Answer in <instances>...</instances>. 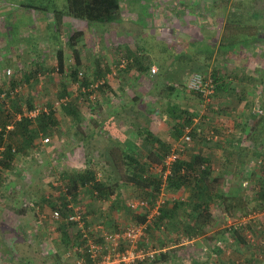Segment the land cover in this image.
I'll list each match as a JSON object with an SVG mask.
<instances>
[{
	"label": "rangeland",
	"instance_id": "obj_1",
	"mask_svg": "<svg viewBox=\"0 0 264 264\" xmlns=\"http://www.w3.org/2000/svg\"><path fill=\"white\" fill-rule=\"evenodd\" d=\"M20 1L22 0H15V5ZM28 1L34 2L36 5L41 3V0ZM57 1H59V4L66 2V0ZM256 1L236 0L235 3H231V0H123L124 22L122 24L114 23L106 26V28L95 25L91 28L87 23L81 25L80 20L72 19V27L74 29L80 28L85 33L84 41L77 44V49L83 57L78 70L84 71V74L93 83L104 80L107 86H105V90L102 88L95 89L90 98L88 96L83 97L80 84L71 79L70 73L63 75L57 72L58 62L52 52L50 55L48 54V57L41 58L42 66L39 67L43 74L40 77L41 88L33 90L34 97L32 99L26 98L24 100L25 104H22L23 106L19 102L22 108L20 109L27 115L31 110V105L29 106L28 103L32 102L33 109L36 107L40 111L53 110L58 124L50 127L48 133H41L34 141L36 145L33 149L26 155H18L13 168L3 169L0 175V237L7 244L6 257L4 258L6 261L3 260L2 263L19 264L23 260V255L26 254L40 259L39 255L44 250L50 249L48 248L49 238L53 237L51 233L54 227L53 223H55L51 219L52 211L50 207L46 206L47 209L44 210L43 216L40 218L35 208L23 206L26 199H33L32 195L37 196L40 194L39 190H47L49 183H54V181L62 178L61 176H64V170L83 169L90 159L92 163L97 165V169L102 172L101 178L105 180V174L108 173L109 169L105 160L100 158V154L105 150L104 147L111 136L107 126L111 127L116 135L126 136V132L131 133L133 130L138 129L139 125L145 126L152 121L154 128L162 136L167 134L168 118L164 111L166 102L164 99H158L169 83L175 87L172 100L196 113L194 121L203 133L217 130L223 125L227 128L231 127L229 124L233 123V117L230 116V119H227L228 115L226 113L238 115L242 103L238 102L237 98L233 96L234 93L228 90L219 93L216 99L217 95L215 93L207 102L202 97L200 99L196 93L188 88L189 79L196 70H201L204 74L212 76L214 68L204 67L202 65L204 64L202 62L204 57L198 53L188 57L182 56L181 52L183 53V50L190 48L191 43L198 42V39L203 38L214 29V27L209 26L215 18V16H212V21L208 19V14L211 11L207 9L209 5L212 7V5H238L240 3L242 10L239 13L240 16H244L248 9L251 13V5H255L254 3L264 5V0ZM186 5H197L201 9V16H204L203 20H206L205 26L199 28L198 25L194 24V21L198 20L197 10L196 8H189L186 11ZM174 54H178L175 57H181L171 59ZM135 56L140 61L150 65V73L149 71L140 72L138 70V65L135 64ZM122 58L128 60L125 68L119 67ZM98 63L106 73L96 79L95 69ZM164 63H167V66L162 70L160 64ZM69 64L75 65L72 58ZM223 64H225L224 60L219 63V66ZM8 65L10 66L9 63ZM6 66L4 62H0L2 71L5 70ZM200 66L203 68H200ZM152 67L157 68V73L151 74ZM244 74V77L241 75V80L248 81V77L251 76L247 73ZM66 82H72L71 85L74 86L70 91L72 93L71 102L78 108L83 119L81 131L83 133L89 131L99 132L93 140L84 145V148H78L80 144L78 136L74 132L73 117L67 115L63 105L59 104ZM184 86L186 90L183 91ZM19 91V99L21 97L23 99L25 90L22 91L21 89ZM246 93L247 99L253 101L254 104L249 103V107L253 108L255 106L253 113L257 115V110L264 111V103H262V98H259L264 97V88L261 86L257 89L248 90ZM137 96L140 97L139 100H135ZM91 106H94L93 110ZM17 107H11L10 113H16ZM237 129H240L238 132H245L243 131L244 125L241 122H237ZM46 136L50 137L48 143L51 144L43 145L41 140ZM52 142L54 145H52ZM208 143L207 147L214 150L211 152L214 154V158L221 162L224 154L221 151V145L217 142H210L208 146ZM70 145L75 147L71 151V148H67ZM187 150L184 157L190 158L193 153L192 145ZM13 181L17 183L16 187L10 186ZM122 191L127 199L136 197V193L131 187H124ZM168 195L173 196L172 193ZM177 195L179 196V194ZM129 216H131L130 211ZM132 216L133 218L129 223L135 222L133 213ZM216 216L218 218V232L223 231L222 235L226 232L224 226L227 227V225L240 220V217L225 219L223 213L219 210L216 211ZM120 224V227L124 226V224ZM104 229L115 230V227L111 224L109 228ZM262 233L263 235H261L264 237V231ZM151 234L147 233L146 235L149 237L147 243L152 247L160 248L163 244L161 237H159V234H155L156 237L153 238ZM214 236L210 234L207 237L214 238ZM234 243L233 245H235ZM178 247L180 250L170 259L174 264H185V261L190 263L193 259L201 258V253L197 247L193 249H191V245ZM4 250H1L0 254ZM235 251L236 247L233 248L232 253H235Z\"/></svg>",
	"mask_w": 264,
	"mask_h": 264
},
{
	"label": "trees",
	"instance_id": "obj_2",
	"mask_svg": "<svg viewBox=\"0 0 264 264\" xmlns=\"http://www.w3.org/2000/svg\"><path fill=\"white\" fill-rule=\"evenodd\" d=\"M58 2L57 0H41V3L36 5V3L26 0L24 6L43 14H52L58 31L63 28L65 19L69 17L85 20L91 28L95 25L106 28L110 24L124 22L123 0H66V2H62L63 4ZM84 36V31L78 29L68 39L72 60L75 63L70 71V77L74 82L79 83L81 88H87L93 83L85 74L83 77L79 76L81 69L78 70V67L81 64V54L76 46L84 41ZM210 44L208 40L191 43L190 48L183 50L181 55L190 57L198 53L204 57L202 65L209 67L214 56ZM244 44L227 43L223 40L218 53H231L235 45L244 46ZM248 44L246 43V45ZM226 45L227 48H225ZM64 52V49L57 52L58 72H63L65 69ZM177 55H172L171 59ZM135 58V64L138 65L140 72L149 71V64L140 61L136 56ZM166 64H160V69L163 70L167 66ZM200 68L203 67L200 66ZM196 72H201V70L194 71V73ZM105 73L106 71L98 63L95 69V78L99 79ZM213 78L216 83L219 81L216 76ZM105 83L99 88L105 90L104 88L107 86ZM220 87L221 85L218 83L216 92ZM182 90H186V87L184 86ZM174 91V85L169 83L158 99H164L166 102L164 110L168 118L166 135L162 136L150 121L145 126L139 125L138 129L131 133L126 132L125 139L116 141L111 137L105 150L100 154V158L105 160L109 169L105 174V180L98 179L97 165L92 163L91 159L83 170L64 173V179L69 182L68 192L75 200L79 198L80 191L91 195L95 193L96 199L101 200H110L113 195H116L118 205L124 208L128 199L123 195L122 189L124 187L133 188L136 197L146 200L149 204L147 212H135L136 223L145 222L147 214L159 204L158 213L154 215L146 232L152 233L153 238L156 237L155 234H159L163 243V247L160 248H164L168 243L173 246L174 242L177 243L181 237L193 239L204 235L209 227L217 223L216 210L227 217H243L255 210L264 211V149H262L263 152H260L259 148H257L258 151H255L248 146L239 147L234 151L227 150L224 152V159L222 157L219 162L213 158V153L205 151V147H207L205 144L218 142L219 139L215 141L209 139L210 136L207 138L206 133H203L194 121L196 113L172 100ZM93 92H83L82 96L89 98ZM196 95L201 99L198 93ZM139 98L137 96L135 100H139ZM61 105H63L65 113L73 117L74 132L78 136L79 142H84L86 145L92 138V132L83 133L81 131L83 119L78 108L69 100ZM91 108L93 110L94 106ZM31 110H33L32 105ZM8 113L0 104V147H3L0 158V175L3 169L13 168L19 154L26 155L35 146L34 141L41 133H48L50 127L58 124L53 110L48 113L42 111L35 117L22 115L18 120ZM135 115L138 116L137 113ZM260 117L264 119V115H260ZM10 125L13 128L9 129ZM188 127L191 128L192 142L186 146L181 138ZM257 127L250 130L249 134L254 133L253 139L261 137L264 133L262 124L258 129ZM208 133L214 136L212 131ZM79 144L81 145V143ZM191 145L193 153L190 158H185L184 154ZM181 147L184 149L183 152L169 166L170 173L165 175L167 166L164 165V161L173 149L179 150ZM247 168L249 169L247 170ZM244 180L249 181V186H242ZM170 193L173 196L168 195ZM69 213L70 210L64 209L62 220ZM226 232H229V235L231 234L234 239L243 242L241 227L231 226ZM167 239L168 242H166ZM178 250H180L179 247H172L167 251L160 252L158 257L163 260L171 259ZM193 264L201 263L194 262ZM240 264L243 263L240 262Z\"/></svg>",
	"mask_w": 264,
	"mask_h": 264
},
{
	"label": "crops",
	"instance_id": "obj_3",
	"mask_svg": "<svg viewBox=\"0 0 264 264\" xmlns=\"http://www.w3.org/2000/svg\"><path fill=\"white\" fill-rule=\"evenodd\" d=\"M14 1L15 0H0V62H4L5 65H7L5 70L2 71L0 69V86L4 91L7 92V97L3 101H0V104H2L3 108L9 112L8 114L14 116L15 120H18L22 115L28 116L29 114L27 112L28 114L26 115V113L22 112L19 102L21 105L25 104L24 100L26 98L32 99L34 97L35 94L33 93V90H39V88H41L40 77L43 74L39 70V67L42 66V59L48 57V54L50 55L51 52L57 59L58 50L64 49L65 69L63 72H60V74L67 75L73 69L74 64H69V61L72 58V53L71 47L68 45V39L73 32L78 30V28L74 29V27H72V19L74 18L69 17L65 19L63 28L58 31L56 30L55 20L52 14H43L35 9L26 8L24 6L25 0L17 2V5H15ZM232 2L235 3L236 0H231V3ZM254 4L255 5H251V13L248 11V9V12L246 11L244 16H240L242 10L240 3H238V5H212V7L209 5V8L207 7L208 10H211L208 14L209 21H212V16H215L213 19L214 21L211 22L209 26L214 27V29H212V32L208 33L203 38H196L198 41L208 40L211 43V48H213L214 51V56L209 66L210 69L214 68L211 77L213 78L216 76L219 80L216 84L220 83L221 85V87L217 89V92H215L217 95L215 99L218 97L219 93L221 94L228 90L234 93L233 96L237 98L238 102L242 103L241 107L239 108L238 115H230L229 113H226L228 115L226 117L227 119H230V116L233 117V123L229 124V126H231L230 128H227L225 125H223V127L221 126L220 128H217V130H212L214 135L219 139L217 143L221 145L222 152H226L227 150L234 151L238 150L239 147L248 146L255 151H258L257 148H259L260 152H263L262 149H264V133L261 137L254 138L256 140H254L252 137L254 136V133L249 134L251 128L256 126L259 127L261 124L264 126V119H261L260 115L253 113L255 111H253L255 106L251 108L248 105L249 103L254 105L253 101L247 99L246 96V92L248 90L257 89L261 86L264 88V5H257L256 3ZM189 8H196L197 10L198 22L194 21V24L198 25L199 28H201V26H205L206 20H203L204 16H201V9H199L197 5H186V11ZM77 20L81 21V25L86 24L85 20ZM223 40H227V43L235 42L245 44L244 46L235 45L232 50L233 52L231 53L219 54V46ZM246 43L249 44L246 45ZM76 48L78 47L76 46ZM82 58L83 57L80 56L81 60ZM223 60L225 64L219 66V63H221ZM8 70L10 71L9 74ZM58 71L59 68L57 67V72ZM244 73H247L249 76H251L248 77L249 80H246L247 82L241 80V77L245 76ZM66 83L67 84L64 86L62 91L64 93L62 94V97L65 96L69 101H71L72 93L70 91H72L74 86L71 85L72 82ZM247 83L251 84L248 85ZM21 89L22 91L23 89L25 90V97L23 99L22 97L19 99L20 97L18 93ZM248 94L250 95L249 92ZM259 98H262V103H264V97ZM28 104L30 106L33 103L30 102ZM16 106H18L17 112L11 114L10 108ZM237 122H241L242 125H244V130H242L245 131L244 133L239 131V135H237L239 133L238 130H240L237 129ZM238 125H240V123H238ZM8 128L11 129L13 127L10 125ZM107 129L110 132V138L113 137L116 141L125 139L127 137L125 135H116L109 126H107ZM98 133L99 132H92V138H90L88 141L93 140ZM206 135L208 138L211 136V133H206ZM41 141L43 145L51 144L44 143L43 140ZM79 143H81V145H78V148H84V142ZM52 145H54L53 142ZM107 145L108 143L106 146ZM106 146L104 148H106ZM205 146H207V144H205ZM67 148H71V151L75 147L70 145V147L67 146ZM205 151L213 152L214 150L205 147ZM14 168L16 169V167ZM248 169L249 168H247V170ZM66 171L68 170H64L63 173ZM97 175L98 179H102V172L99 169ZM61 177L62 178H59L58 180L56 179L57 181H54V183H49L47 190H39L40 194L37 196L32 195L33 199H26L24 201V203L32 201L35 204V210L37 211L40 218L43 216L44 210L46 211V206L50 207L51 211L54 209H59L61 212H63L64 209L71 211V206H80L85 212L86 227L91 229L92 237L96 238L100 243L104 242V238L101 237L103 230H105L104 228H109V226L112 224L114 225L115 230L108 231H118L130 224L129 221L131 218H133L132 213L135 215V212L131 211L127 206L129 199L127 200L126 207L124 208L118 205L116 195H113L112 199L110 200H101L96 199L95 193L94 195H90L80 191L78 196L79 198L75 200L72 197V194L70 195L68 192L69 182L64 179V176ZM16 185L17 183L14 181L10 183L11 187H16ZM94 205L97 206L95 207ZM129 211L131 216H129ZM223 216L225 219H228L226 215ZM230 217L232 216H229V218ZM234 217L239 218V216ZM91 219H94L93 222ZM53 222H55L53 223L54 227L51 233L53 237L49 238L50 240L48 248L50 249L47 251L44 250V252L39 255L40 259H36V257H33V255L31 257L30 254L23 255V260L22 262L20 261L19 264H72L76 261L77 256L80 254L75 251V247L78 244L82 245L83 243L81 240L80 229L76 224L68 223L62 219L53 220ZM120 223L124 224V226L120 227ZM231 225H227V227L224 226L226 231L228 227H231ZM235 225L237 227H241L244 240L243 242H240L235 239V243L233 242L235 245L232 243L230 246H228V248L218 250L217 264H234L233 262L235 260H240L243 264H264V237L262 236V231H264V211H252L247 215L240 217V220H237L234 223V226ZM218 228V223L209 227L204 235H201L196 239L197 243H195L191 249L197 247L201 253V250L204 248V246L213 245L214 239L218 237L223 239L232 237L231 234L229 235V232H225V234L222 235L223 231L218 232ZM210 234H212V236L215 235L214 238L207 237ZM166 242H168V239ZM170 244L171 243H168L167 246L165 245L164 248H158V250H161V252L167 251L172 248V245ZM197 244L199 245L196 246ZM6 245L7 244L5 243L4 239L0 237V251L5 249L0 254V264H8V262L2 263L6 257ZM160 247H163V245L161 244ZM234 247H236V251L235 253H232ZM238 251L240 252L238 253ZM231 253L232 255L230 256ZM168 260L172 262V260ZM88 261L89 263H93V261H91L89 258ZM194 262L206 264L205 259L202 258L193 259L190 263L189 261H185V264H193Z\"/></svg>",
	"mask_w": 264,
	"mask_h": 264
},
{
	"label": "built area",
	"instance_id": "obj_4",
	"mask_svg": "<svg viewBox=\"0 0 264 264\" xmlns=\"http://www.w3.org/2000/svg\"><path fill=\"white\" fill-rule=\"evenodd\" d=\"M132 60V59H131ZM128 63L127 59H120V68H125L126 64ZM10 71L8 70V74ZM157 73V68H151V74ZM79 76H84V71L79 72ZM105 83L104 80L100 82L91 83L87 88H81L82 92L87 91H95L101 85ZM216 82L214 78L211 76H207L204 73L196 72L193 73L189 82L187 84L188 88L196 93H198L203 100L206 102L211 99V97L216 92ZM17 92V91H15ZM14 92V93H15ZM92 95V94H91ZM89 96V98L91 97ZM7 97V92L4 91L0 86V101H3ZM68 101L67 98L61 99L62 103H66ZM40 112V109L35 108L30 111L28 116L35 117ZM43 112H49L47 110ZM259 115H264L263 110H257ZM191 128L188 127L185 129V132L181 138L182 142L186 144V146L190 145L192 142V136L190 134ZM209 139L211 140H218V137L210 136ZM44 143L50 142V137L46 136L43 139ZM183 147L179 150L173 149L172 152L167 156L166 160L164 161V165L167 166V170L165 171V175L170 173L169 166L176 161L181 153L183 152ZM3 151V147H0V158L1 152ZM1 169V165H0ZM243 187H247L249 185L248 180H244L242 183ZM159 205V204H158ZM158 205L147 214L146 221L143 223H130L126 227L121 228L118 231H108L103 230L101 237L104 238V242L100 243L97 241L96 238L92 237V232L89 227L85 225V212L80 206H71V211L64 219L68 223H73L78 226L81 233V240L83 241L82 245L78 244L75 247V251L78 252L77 259L72 264H173L169 260H163L158 257V254L161 250L158 248L151 247L148 243L146 238L147 232L146 229L148 225L152 222V219L155 214L158 213ZM26 208H35V204L32 201L26 202L23 204ZM127 206L131 211L134 212H145L149 208V204L146 200L141 198L133 197L129 199ZM147 212V211H146ZM51 218L53 220H61L62 212L59 209H54L51 212ZM231 225V224H230ZM233 227H237L232 223ZM197 238L189 239L187 237H181L179 241L172 246H194ZM233 237H228L227 239L223 238H216L213 241V245L204 246L201 250V258L205 259L206 264H217V251L220 249H226L234 242ZM93 261V263H89L88 258ZM240 260H236L235 264H240Z\"/></svg>",
	"mask_w": 264,
	"mask_h": 264
}]
</instances>
